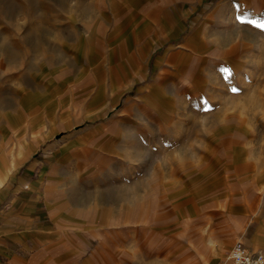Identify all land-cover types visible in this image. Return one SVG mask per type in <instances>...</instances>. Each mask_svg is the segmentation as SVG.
Masks as SVG:
<instances>
[{"label":"crops","instance_id":"1","mask_svg":"<svg viewBox=\"0 0 264 264\" xmlns=\"http://www.w3.org/2000/svg\"><path fill=\"white\" fill-rule=\"evenodd\" d=\"M99 1L100 14L115 7L133 25L116 17L94 28L96 3L75 0L77 88L50 108L55 121L34 140L35 152L18 154L3 173L0 264H143L137 245H119L118 257L109 245L142 241V194L186 184L194 164L183 125L193 122L183 111L197 103L214 113V93L264 85V0ZM77 22L87 28L77 32ZM91 83L86 96L81 86ZM196 136L209 149L194 152L195 166L218 154L215 128ZM253 207L240 239L212 248L208 264H231L225 255L237 242L264 255V197Z\"/></svg>","mask_w":264,"mask_h":264},{"label":"rangeland","instance_id":"2","mask_svg":"<svg viewBox=\"0 0 264 264\" xmlns=\"http://www.w3.org/2000/svg\"><path fill=\"white\" fill-rule=\"evenodd\" d=\"M93 1L94 28L111 25L116 17L121 26L133 25L131 18L121 19L124 11L115 7L107 11L109 16L100 14V1ZM74 3L75 0H0V180L8 172L7 167L13 171L18 154L35 152L34 140L47 128L49 120L55 121L47 116L57 98L76 91L77 84L72 80L76 79L79 58L73 46L74 24L69 20ZM85 28V23L77 22V32ZM107 85L103 83L102 89ZM239 87L245 91L241 93ZM239 87L214 93V113L204 114L197 103L196 109L183 111L184 120L193 122L190 127L183 125L184 151L191 158L187 159L188 167L194 164L184 175L186 184L172 192L142 194V225L136 228L143 239L111 243L109 247L116 257L123 252L119 245L129 252L137 245L143 264H208L212 248L240 239L251 208L259 206L264 197V85ZM81 88H86L88 96L94 84ZM212 127L216 138L210 143L217 146L218 154H204L202 163L195 166L192 155L199 149L204 153L209 144L208 140L196 142V135L203 138ZM188 137L194 140L191 138L189 143ZM200 168L203 171L197 172ZM230 186L232 190L225 198L222 194ZM203 210L204 219L197 220L199 214L204 215ZM125 230L127 235L134 234L133 227Z\"/></svg>","mask_w":264,"mask_h":264},{"label":"built area","instance_id":"3","mask_svg":"<svg viewBox=\"0 0 264 264\" xmlns=\"http://www.w3.org/2000/svg\"><path fill=\"white\" fill-rule=\"evenodd\" d=\"M227 258L231 264H264L263 254H258L241 242L235 243ZM217 264L224 263L219 262Z\"/></svg>","mask_w":264,"mask_h":264}]
</instances>
